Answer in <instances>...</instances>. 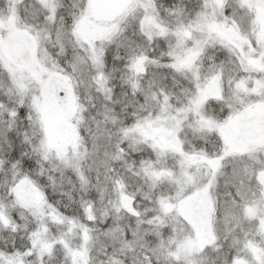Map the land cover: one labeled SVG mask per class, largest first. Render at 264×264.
<instances>
[{"label": "snow or ice", "instance_id": "snow-or-ice-1", "mask_svg": "<svg viewBox=\"0 0 264 264\" xmlns=\"http://www.w3.org/2000/svg\"><path fill=\"white\" fill-rule=\"evenodd\" d=\"M0 264H264V0H0Z\"/></svg>", "mask_w": 264, "mask_h": 264}]
</instances>
